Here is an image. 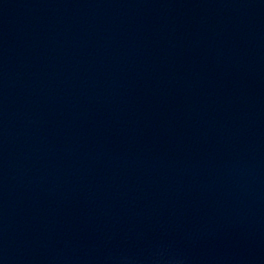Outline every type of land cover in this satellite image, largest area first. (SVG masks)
Instances as JSON below:
<instances>
[{
  "label": "water",
  "instance_id": "obj_1",
  "mask_svg": "<svg viewBox=\"0 0 264 264\" xmlns=\"http://www.w3.org/2000/svg\"><path fill=\"white\" fill-rule=\"evenodd\" d=\"M0 264H264V0H0Z\"/></svg>",
  "mask_w": 264,
  "mask_h": 264
}]
</instances>
